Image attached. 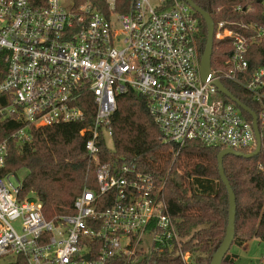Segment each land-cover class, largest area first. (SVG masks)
<instances>
[{"label": "built area", "instance_id": "obj_1", "mask_svg": "<svg viewBox=\"0 0 264 264\" xmlns=\"http://www.w3.org/2000/svg\"><path fill=\"white\" fill-rule=\"evenodd\" d=\"M105 2L101 11L90 0H0V114L24 124L12 137L22 145L33 127L90 118L79 133L88 134L84 150L96 163L95 186L83 187L72 213L51 219L22 180L13 184L14 172L0 174V264L190 263L153 177L133 163L99 161L120 94L144 97L163 141L178 148L188 140L248 153L256 147L252 120L211 81L243 87L260 104L264 126V65L247 75L246 59L264 43V23L214 22V40L230 37L232 51L227 67L211 68L214 77L202 81L199 21L185 0H131L126 12ZM7 155L3 140L0 169Z\"/></svg>", "mask_w": 264, "mask_h": 264}, {"label": "trees", "instance_id": "obj_2", "mask_svg": "<svg viewBox=\"0 0 264 264\" xmlns=\"http://www.w3.org/2000/svg\"><path fill=\"white\" fill-rule=\"evenodd\" d=\"M90 1L99 10H106L105 0ZM193 1L209 12L214 22L264 23L260 0ZM130 3L131 0H115V10L126 12ZM195 14L199 21L198 40L202 53L207 29L203 18ZM231 51L230 37L214 40L211 68H226ZM246 59L247 75L263 66L264 43L252 45ZM4 75L5 64L0 60V80ZM221 82L233 96L259 114L260 104L243 87L225 79ZM223 99L231 102L225 95ZM240 110L247 120H252L247 112ZM89 120L33 127L30 129L31 141L18 145L12 134L24 124L0 114V142H8V155L0 174L25 169L22 191L34 194L48 219L72 213V202L83 187L95 186L96 163L84 150L88 134L79 133ZM111 127L114 148L109 149L101 139L99 161L133 163L139 171L150 174L156 186L161 187L160 196L168 211L177 219L178 231L183 237L182 249L191 253L189 264H209L213 252L223 240L228 220V193L217 169V154L221 148L205 146L199 140H188L180 148L163 141L145 98L131 91L117 96ZM258 128L262 134V146L256 156L226 155L223 158L224 172L236 199L232 244L239 246L253 237L264 241V126L260 121ZM242 150L248 153L247 149ZM235 258L227 252L221 264H233ZM167 264H181V261L177 258Z\"/></svg>", "mask_w": 264, "mask_h": 264}, {"label": "water", "instance_id": "obj_3", "mask_svg": "<svg viewBox=\"0 0 264 264\" xmlns=\"http://www.w3.org/2000/svg\"><path fill=\"white\" fill-rule=\"evenodd\" d=\"M185 1L190 5V7L196 13H198L203 18L206 24V29H207L206 42H205L204 49L200 55V75H201L202 81H207L214 77L213 74H211V55H212L213 41H214V35H213L214 34V21L212 17L210 16L209 12L206 10H203L201 7L195 4L193 0H185ZM211 83L216 86L217 90L220 93L225 95L232 102H234L239 108H241L242 110H244L251 116L252 123H253V129H254L255 137H256V147L252 152L245 153V152L236 151L230 148H224V149H221L217 154L218 174L220 176V180L224 184L227 190V193H228V220H227V225H226L223 240L221 241L217 249L213 252L209 264H221L224 256L228 252L234 240L235 216H236L235 194L231 188L229 180L227 179L225 175L224 167H223V158L226 155H234V156L243 157V158H252L253 156H256L261 149V138H260V133L258 129L257 114L247 105L243 104L240 100H238L235 96H233L232 93L229 90H227V88L223 85L220 79L213 78Z\"/></svg>", "mask_w": 264, "mask_h": 264}, {"label": "rangeland", "instance_id": "obj_4", "mask_svg": "<svg viewBox=\"0 0 264 264\" xmlns=\"http://www.w3.org/2000/svg\"><path fill=\"white\" fill-rule=\"evenodd\" d=\"M107 147L114 148L111 140L107 141ZM25 174V169L18 170L11 176V181L17 185ZM228 253L236 256L233 264H264V242L256 237L250 238L243 246L232 244Z\"/></svg>", "mask_w": 264, "mask_h": 264}]
</instances>
